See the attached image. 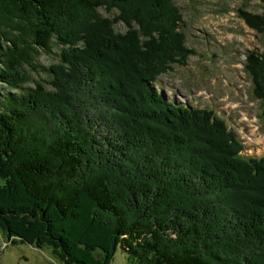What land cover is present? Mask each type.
Instances as JSON below:
<instances>
[{"label": "trees", "instance_id": "16d2710c", "mask_svg": "<svg viewBox=\"0 0 264 264\" xmlns=\"http://www.w3.org/2000/svg\"><path fill=\"white\" fill-rule=\"evenodd\" d=\"M239 14L264 33V12ZM182 23L172 0H0V82L22 90L0 103L7 239L55 264H264V156L154 86L196 53ZM53 45L49 80L24 86ZM244 67L264 121V53Z\"/></svg>", "mask_w": 264, "mask_h": 264}, {"label": "rangeland", "instance_id": "374dc122", "mask_svg": "<svg viewBox=\"0 0 264 264\" xmlns=\"http://www.w3.org/2000/svg\"><path fill=\"white\" fill-rule=\"evenodd\" d=\"M172 1L183 13L186 45L196 53L189 56L187 65L175 64L172 71L159 75L154 86L177 103L215 110L245 142L247 151L242 156H264L260 101L252 95L251 77L244 67L246 53L254 50L264 53V33L252 29L239 14V9L261 14L264 3L260 0ZM98 11L103 16L118 15L115 9ZM114 27L121 33L128 30L122 21ZM58 49L53 45L50 52L40 51L35 59L36 70L24 66L23 72L30 76L24 86L34 87L35 81L49 80L41 66L55 63ZM21 91L0 82V103ZM8 240L0 230V264H55L49 249L41 250L19 241L8 243ZM111 264L134 263L126 251L119 249Z\"/></svg>", "mask_w": 264, "mask_h": 264}, {"label": "crops", "instance_id": "0c3cea01", "mask_svg": "<svg viewBox=\"0 0 264 264\" xmlns=\"http://www.w3.org/2000/svg\"><path fill=\"white\" fill-rule=\"evenodd\" d=\"M13 242H15V241H11L10 239L8 240V243H13Z\"/></svg>", "mask_w": 264, "mask_h": 264}, {"label": "bare ground", "instance_id": "6f19581e", "mask_svg": "<svg viewBox=\"0 0 264 264\" xmlns=\"http://www.w3.org/2000/svg\"><path fill=\"white\" fill-rule=\"evenodd\" d=\"M243 151H244V150H241V151H240V154L243 153Z\"/></svg>", "mask_w": 264, "mask_h": 264}]
</instances>
